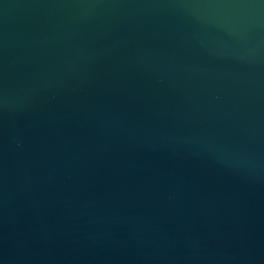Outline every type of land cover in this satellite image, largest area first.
<instances>
[{"label":"water","instance_id":"95a60500","mask_svg":"<svg viewBox=\"0 0 264 264\" xmlns=\"http://www.w3.org/2000/svg\"><path fill=\"white\" fill-rule=\"evenodd\" d=\"M0 264H264V0H0Z\"/></svg>","mask_w":264,"mask_h":264}]
</instances>
